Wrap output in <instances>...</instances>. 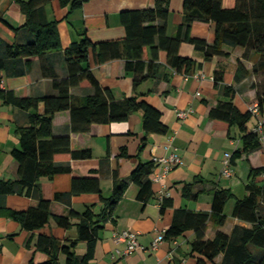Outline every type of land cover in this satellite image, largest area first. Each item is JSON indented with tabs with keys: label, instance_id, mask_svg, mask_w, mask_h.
<instances>
[{
	"label": "crops",
	"instance_id": "1",
	"mask_svg": "<svg viewBox=\"0 0 264 264\" xmlns=\"http://www.w3.org/2000/svg\"><path fill=\"white\" fill-rule=\"evenodd\" d=\"M28 1V0H23ZM72 1L64 4L61 0H51L46 5V14L50 21H57L61 48L51 50L42 56L23 59L9 69L2 71V89L13 90L19 96L41 97L57 94L53 88L55 77L65 78L68 70L65 61V49L73 42L79 41L86 33L94 42L106 40H124L126 29L121 21L124 10L144 9L155 6L162 0H87L79 8H72ZM165 1V0H163ZM169 6L167 33L176 36L183 21L184 0H166ZM235 0H224V5L232 7ZM27 16L19 0H0V45L26 43L33 39L32 32L23 27ZM193 37L206 40L210 45L215 42L216 28L212 21H194L191 28ZM227 52L230 68L225 66L224 80L215 84L217 64L224 60L222 55L206 58L205 52L196 49L190 42H182L180 54L192 58L194 65L190 70L173 69L161 59L152 60L150 54L145 57L147 66L144 75H149L139 86L135 87V72L126 70L125 59L117 61V75H113V61L100 65L101 85L111 90L116 98L139 96L155 106L162 113V120L170 127L167 134L151 133L145 143L142 112L130 114L124 121L106 124H92L87 131L71 130V112H58L54 119L55 135L70 133L72 148H90L93 157L89 159L59 160L68 164L72 171L61 173L53 178L42 177L32 189H22L19 185L16 192L0 194V264H30L47 259V254L39 247L41 234L56 238L60 243H70L77 238L76 225L64 229L54 219L38 230H28L16 220L12 210H27L32 201L51 199L54 214H68L70 210L84 211L93 206L100 212L104 203L99 194L84 192L55 200L57 193L72 190L74 177L96 176L105 196L112 194L114 173L117 172L127 185L111 219L99 232L95 257L91 264H197L192 255V243L195 231L186 230L175 240L166 238L157 248L153 242L157 235L164 233L172 224L178 209L211 212L214 193L218 189H228L232 195L225 206V222L219 223L220 215L211 213L207 223L206 239H213L218 231L231 235L235 227L251 228L252 224L233 215L236 201L249 194L246 189L252 168L264 167V142L261 148L243 154L234 164L235 174L231 178L221 176L223 157L226 152L242 150V132L238 126L228 127L221 121L212 120L210 109L221 100H228L226 87L235 90L234 102L242 111L250 110L257 101V89L254 83L261 76L254 73V66L260 55L242 46L223 44ZM89 64L96 66L91 54ZM248 72V73H246ZM71 95L76 100L92 95L95 89L91 86L72 87ZM44 112V104L37 108L24 109L7 104L0 99V180L15 181L18 179L19 164L12 150L19 146L20 138L16 130L30 124V117ZM185 112L186 116L179 113ZM264 117V106L261 111ZM253 129L258 117L253 116ZM142 145H144L142 147ZM126 149V154L123 149ZM171 153L179 155L183 165L174 166L159 181L155 175L162 174V166L155 157H167ZM155 162L150 175L153 196L148 201L138 198L139 186L132 179V172L140 162ZM258 185L264 186V174L257 176ZM191 185L198 198L184 194V188ZM170 199L161 211L164 199ZM261 210L264 202L261 200ZM75 221V220H74ZM124 230L138 232L140 247L130 254L125 253L126 243L116 238V233ZM260 256L264 249L256 253ZM87 244L80 242L77 251L85 253ZM224 254L218 255L208 264H221ZM65 262V256H61Z\"/></svg>",
	"mask_w": 264,
	"mask_h": 264
},
{
	"label": "trees",
	"instance_id": "2",
	"mask_svg": "<svg viewBox=\"0 0 264 264\" xmlns=\"http://www.w3.org/2000/svg\"><path fill=\"white\" fill-rule=\"evenodd\" d=\"M66 3L67 0H61ZM87 0H73L72 8L81 7ZM23 12L27 16V27L33 34V39L26 43L0 45V83L2 71L11 68L23 59L30 62V58L42 56L48 51L61 48L57 21H50L46 14V5L51 0H19ZM168 2L157 1L155 6L144 9L124 10L121 21L126 29L124 40H106L94 42L84 33V37L68 46L65 51V61L68 76L55 77L53 88L57 94L35 96H19L13 90L2 89L0 99L7 104L20 108H37L40 102L44 104V112L30 117V124L20 126L16 133L19 135V146L12 150V154L19 164L18 179L15 181L0 180V194L16 192L19 185L22 189L30 190L36 186L42 177L53 178L57 174L69 173L72 168L68 164H60L59 160L89 159L93 157L92 150L72 148L70 133L55 135L53 131L54 119L58 112H71V130L74 132L87 131L92 124H106L124 121L134 112H142L145 143L151 133L167 134L169 126L162 120V113L139 96L116 98L110 89L101 85L100 65L113 61V75H117V61L125 59L126 70L135 72V87L149 75H144L147 66L148 52L152 60L161 59L167 65L182 71L190 70L194 65L192 58L180 54L182 42L192 43L196 49L205 52L206 58L222 55L224 60L217 64L215 70V84L224 80L225 66L230 68L228 53L222 50L223 44L242 46L260 55V60L254 66V73L261 76V80L254 83L257 89V102L261 111L264 106V0H235L232 7L224 5V0H184L183 21L176 36L167 33ZM212 21L215 23L216 39L210 45L206 40L193 37L191 28L194 21ZM93 55L96 66L89 64ZM248 73V72H246ZM76 86H91L95 89L92 95L76 100L71 95V88ZM228 100H221L210 109L212 120L221 121L228 127L238 126L242 132L243 148L233 153V162L243 154L252 153L262 146L259 136L248 128V122L253 117L250 110L242 111L234 102L235 90L226 87ZM144 145H142L143 147ZM126 154V149H123ZM155 162H140L132 172L133 181L139 186L138 198L148 201L153 196L150 175ZM264 173V167L252 168L246 189L249 194L236 201L233 215L250 222L251 228L235 227L228 235L218 231L213 239H206L207 223L210 214L220 215L219 223L225 222L224 212L226 203L232 193L228 189H218L214 193L211 212L178 209L170 227L165 232V238L173 241L186 230L195 231L192 243V255L197 264H208L224 254L221 264H264V253L256 255L252 247L264 249V211L261 210V200L264 202V186L258 185L256 178ZM125 180L117 172L114 173L112 194L105 196L98 177H74L72 190L67 193H57L55 200L64 199L71 195L84 192L97 193L104 203L100 212L96 213L93 206L84 211L70 210L68 214H54L51 199L32 201L27 210H12L10 214L28 230H38L54 219L57 224L69 229L76 225L77 238L70 243H60L56 238L41 234L38 245L47 254V259L30 264H91L95 257L99 232L105 223L111 219L127 188ZM186 196L198 198L193 193L191 185L184 188ZM171 204L170 199H164L161 211ZM75 220V221H74ZM80 242L87 244L85 253L77 251ZM65 256V262L61 256Z\"/></svg>",
	"mask_w": 264,
	"mask_h": 264
},
{
	"label": "built area",
	"instance_id": "3",
	"mask_svg": "<svg viewBox=\"0 0 264 264\" xmlns=\"http://www.w3.org/2000/svg\"><path fill=\"white\" fill-rule=\"evenodd\" d=\"M3 81H1L0 86H2ZM250 111L253 116L258 117V122L256 126L252 129L258 136L261 142H264V117L261 116V109L259 103L256 101L251 105ZM181 116H186L185 112L179 113ZM233 153L226 152L223 157L221 176L226 178H231L235 174L234 164H233ZM158 162L162 168V174L155 175L153 180L159 181L166 173H168L174 166L183 165V159L176 153H171L167 157H155L154 159ZM264 174V173H263ZM166 232V231H165ZM165 232L156 236L153 242V248H157L159 243L164 240ZM138 232L132 230H124L122 232L116 233V238L122 240L126 243L125 253L130 254L140 247V242L138 238Z\"/></svg>",
	"mask_w": 264,
	"mask_h": 264
},
{
	"label": "rangeland",
	"instance_id": "4",
	"mask_svg": "<svg viewBox=\"0 0 264 264\" xmlns=\"http://www.w3.org/2000/svg\"><path fill=\"white\" fill-rule=\"evenodd\" d=\"M226 2L228 3L229 0H226ZM254 121H255V119L252 117L251 120L249 121L250 125H252ZM257 249H259V250H257L256 253H258V251H260V248H257Z\"/></svg>",
	"mask_w": 264,
	"mask_h": 264
}]
</instances>
